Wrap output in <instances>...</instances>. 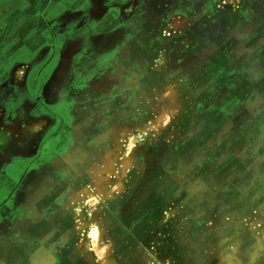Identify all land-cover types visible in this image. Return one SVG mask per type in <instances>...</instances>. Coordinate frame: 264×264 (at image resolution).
<instances>
[{"label":"rangeland","instance_id":"374dc122","mask_svg":"<svg viewBox=\"0 0 264 264\" xmlns=\"http://www.w3.org/2000/svg\"><path fill=\"white\" fill-rule=\"evenodd\" d=\"M0 264H264V0H0Z\"/></svg>","mask_w":264,"mask_h":264}]
</instances>
